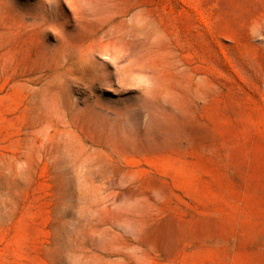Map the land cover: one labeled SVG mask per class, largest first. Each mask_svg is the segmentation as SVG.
Returning a JSON list of instances; mask_svg holds the SVG:
<instances>
[{
    "label": "rangeland",
    "instance_id": "rangeland-1",
    "mask_svg": "<svg viewBox=\"0 0 264 264\" xmlns=\"http://www.w3.org/2000/svg\"><path fill=\"white\" fill-rule=\"evenodd\" d=\"M0 264H264V0H0Z\"/></svg>",
    "mask_w": 264,
    "mask_h": 264
}]
</instances>
